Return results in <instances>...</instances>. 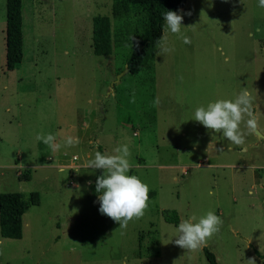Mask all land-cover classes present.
<instances>
[{
	"label": "rangeland",
	"instance_id": "1",
	"mask_svg": "<svg viewBox=\"0 0 264 264\" xmlns=\"http://www.w3.org/2000/svg\"><path fill=\"white\" fill-rule=\"evenodd\" d=\"M112 2L22 0L23 57L7 70L0 0V192H20L27 204L21 236L0 235V264H208L203 246L219 264H262L264 140L247 131L248 116L242 145L189 117L245 87L264 135V8L257 0H186L182 10L191 14L181 13V32L190 43L162 29L171 51L156 47L130 73V45L92 52V17L110 15ZM110 20L123 34L134 18ZM38 126L61 144L69 135L79 143L39 164ZM122 144L129 174L149 189L144 214L123 228L98 213L94 181L102 170L86 166L97 151L113 155ZM31 191L37 205L27 203ZM164 210L178 222L166 221ZM210 210L222 223L203 246L172 242L181 220Z\"/></svg>",
	"mask_w": 264,
	"mask_h": 264
},
{
	"label": "clouds",
	"instance_id": "2",
	"mask_svg": "<svg viewBox=\"0 0 264 264\" xmlns=\"http://www.w3.org/2000/svg\"><path fill=\"white\" fill-rule=\"evenodd\" d=\"M257 4L264 8V0H257ZM181 13L191 14L190 11L181 9L164 11L161 14L164 17L163 31L176 35L183 43L188 44L190 43L189 37L181 32ZM169 51L171 49L166 37L157 42V54H166ZM251 103V93L247 88L241 87L232 99H217L206 105L195 107L189 118L199 122L206 130H211L213 133L218 132L232 145H242L244 141L240 125L244 117L248 116L244 124L249 133L257 127L255 119L251 117ZM35 139L53 151L60 150L62 146H75L79 143V137L69 135L63 139L61 144L52 133L37 134ZM113 152L115 154L105 155L97 151L86 166L102 170L94 181V192L97 194L94 203H98V213L118 222V225L123 228L129 220L134 217L139 218L144 214L149 189L139 177L129 174L127 144L115 147ZM88 183L93 182L88 181ZM208 195H213L211 190L208 191ZM221 223V219L211 210L198 219L189 216L175 226L173 234L175 239L172 242L186 250L197 249L206 243L207 238L219 231Z\"/></svg>",
	"mask_w": 264,
	"mask_h": 264
},
{
	"label": "trees",
	"instance_id": "3",
	"mask_svg": "<svg viewBox=\"0 0 264 264\" xmlns=\"http://www.w3.org/2000/svg\"><path fill=\"white\" fill-rule=\"evenodd\" d=\"M186 0H113L110 15L97 14L92 17L91 47L95 55L112 53L116 45H130L126 67L135 73L153 58L157 42L161 40L163 20L166 10L180 9ZM133 17L131 26L123 29V34L112 32L110 18ZM126 22V21H125ZM22 0H5V67L17 68L23 57ZM29 176L26 177L28 179ZM28 204L37 205L39 194L29 193ZM27 204L17 191L0 192V235L16 239L22 233V214ZM164 219L178 222L175 211L164 210ZM208 264H219L215 255L206 246L202 248ZM256 253L258 251L256 250ZM264 264V254H259Z\"/></svg>",
	"mask_w": 264,
	"mask_h": 264
},
{
	"label": "crops",
	"instance_id": "4",
	"mask_svg": "<svg viewBox=\"0 0 264 264\" xmlns=\"http://www.w3.org/2000/svg\"><path fill=\"white\" fill-rule=\"evenodd\" d=\"M183 8V7H182ZM182 8H180L181 10H182ZM37 134H40V135H45L44 134V131H40V127L38 126L37 127ZM48 134V133H47ZM37 158H38V162H39V164H43L44 163V161H46V159H48L49 160V158H50V156H52V154H53V152H52V149H50L48 146H46V145H44L42 142H40V141H37ZM73 156H75V155H73ZM20 158H18V160H19ZM78 164H64V166H72V167H74L75 168V170H77V167L79 166H77ZM59 169H61L60 168V165H59Z\"/></svg>",
	"mask_w": 264,
	"mask_h": 264
},
{
	"label": "water",
	"instance_id": "5",
	"mask_svg": "<svg viewBox=\"0 0 264 264\" xmlns=\"http://www.w3.org/2000/svg\"><path fill=\"white\" fill-rule=\"evenodd\" d=\"M177 10V9H176ZM175 10V11H176ZM126 70L128 71V69H127V67H126ZM113 85V84H112ZM254 133H255V135L259 138V139H263L264 140V135L257 129V127H256V129L254 130Z\"/></svg>",
	"mask_w": 264,
	"mask_h": 264
}]
</instances>
